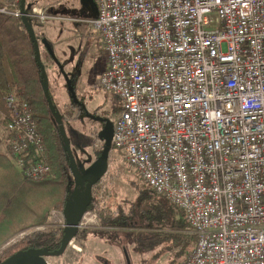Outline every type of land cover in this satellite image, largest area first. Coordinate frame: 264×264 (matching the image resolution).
<instances>
[{
  "label": "built area",
  "instance_id": "built-area-1",
  "mask_svg": "<svg viewBox=\"0 0 264 264\" xmlns=\"http://www.w3.org/2000/svg\"><path fill=\"white\" fill-rule=\"evenodd\" d=\"M93 1L84 21L106 55L99 83L122 107L109 155L184 211L198 238L180 264H264V0ZM20 4L0 11L21 16ZM6 103L10 152L43 179L49 151L30 106Z\"/></svg>",
  "mask_w": 264,
  "mask_h": 264
},
{
  "label": "trees",
  "instance_id": "trees-1",
  "mask_svg": "<svg viewBox=\"0 0 264 264\" xmlns=\"http://www.w3.org/2000/svg\"><path fill=\"white\" fill-rule=\"evenodd\" d=\"M13 0H0V9L11 8ZM30 22L35 27L30 19ZM82 32L90 31L88 24L80 20L77 22ZM20 16L8 14L0 11V115L2 128L6 132L5 149H0V249L11 241L14 236L21 232L28 231L22 238L14 240L0 250V264L4 263L21 251L28 249L56 251L60 249L65 233V226L51 225L53 212L63 213L67 204L73 200L76 177L73 174L72 164L65 143L58 125V121L51 113L50 106L44 93V78L40 66L37 65L35 43L32 41L28 29ZM38 40L43 39L42 35L34 28ZM42 41V40H41ZM48 48L41 43V55L44 65L48 62L56 64ZM58 66V64H56ZM47 68V65H46ZM69 90V88H68ZM51 92V89H50ZM16 94L18 97L28 102L31 112L37 121V126L41 138L49 151V164L51 167L48 176L40 180H34L25 176V173L16 164V159L10 152V136L12 133L8 129L9 107L7 97ZM52 95V92H51ZM53 97V95H52ZM79 99V97H78ZM75 100L72 96L70 110L66 113L73 115L74 110H80L82 104L80 100ZM54 100V97H53ZM55 102V101H54ZM56 105V103H55ZM58 110V109H57ZM122 110L121 105L113 109L112 118ZM59 113V111H58ZM65 121V113H59ZM102 126L103 122H99ZM101 151L99 150L98 153ZM37 152L30 150L26 158L30 161L36 158ZM85 175L84 187L87 189L91 184V178ZM93 184L90 190V205L87 210H95L99 220V227L91 226L80 229L75 234L77 241H83L90 233L102 231L103 233L117 234L119 230L131 231L140 234L141 240L147 241L155 239V234L151 232L149 224L135 228L130 222L133 215L143 218L142 210L147 207L134 205L133 209L125 210L123 206H99L92 201L97 185ZM85 191L79 187L77 198L85 197ZM159 199H165L153 190L150 192ZM170 203V202H169ZM173 224L171 236L175 241L182 244V247L189 248L190 252L195 248L198 238L194 228L187 220L184 211L176 206L173 212ZM177 216H182L180 219ZM129 222L131 224H129ZM37 226H44V229H35ZM133 226V227H132ZM147 227V228H146ZM149 232H146V231ZM113 237V236H112Z\"/></svg>",
  "mask_w": 264,
  "mask_h": 264
},
{
  "label": "rangeland",
  "instance_id": "rangeland-1",
  "mask_svg": "<svg viewBox=\"0 0 264 264\" xmlns=\"http://www.w3.org/2000/svg\"><path fill=\"white\" fill-rule=\"evenodd\" d=\"M25 4L27 12L42 13L41 16L44 18L33 16L31 21L42 38L50 42L59 64L63 65L64 72L56 64L46 63L50 80L49 89L59 113H65L64 125L71 140L75 160L80 170L86 172L101 155L104 146V140L99 136L102 130L100 121L91 116L112 120L113 109L121 105L114 93L105 90L99 83V74L106 63L100 33L90 27V31L84 30V33L77 27L78 21L96 17L98 6L93 0H26ZM66 76L72 81L78 100L82 104V108L74 110L73 115L69 117L66 112L70 110L72 95L67 88ZM2 125L0 121L1 140L6 136ZM0 149H5V142L1 143ZM123 158L121 152L110 153L107 159L108 175L103 183L97 184L98 189L92 201L99 206L110 204L112 209L123 206L125 210H132L134 205L147 207L146 211H141L144 219H138L136 211L130 222L135 228H143V224H149L155 239L149 240L147 244V241L141 240L140 234L136 232L119 230L117 234L105 233V238L112 241V247H107L109 253L107 255L116 264L118 258L122 264H127L123 251V247L126 246L132 264H180L186 258L189 248L182 247V244L171 236L175 204L151 194L152 189L144 183L139 171ZM181 217L177 216L179 219ZM86 222L88 225L85 227L99 226L94 209L86 213ZM21 236L23 234L14 236V240L22 238ZM72 243L77 245L76 237Z\"/></svg>",
  "mask_w": 264,
  "mask_h": 264
},
{
  "label": "water",
  "instance_id": "water-1",
  "mask_svg": "<svg viewBox=\"0 0 264 264\" xmlns=\"http://www.w3.org/2000/svg\"><path fill=\"white\" fill-rule=\"evenodd\" d=\"M26 0H21V4H20V9H21V18L25 24V28L28 29L30 36L32 38V41L35 43V53L37 56V65L40 66V69L42 70L43 73V78H44V93L45 96L47 98L46 101H48V104L50 106L51 109V113H53L54 117L56 118V120L58 121V125L60 127V131L66 146V150L68 153V156L70 158L69 161H71L72 164V168H73V174L76 177V181L77 184L75 185V190H74V197L73 200H71L67 206L66 209L63 210V215L66 219V226H65V233L63 234V240H62V245L61 247H59L60 249L56 250V251H49V250H33V249H28L25 251H21L18 254H16L13 258L4 261V263L2 264H47V257L49 256H59L61 255L67 245L69 244L70 240L72 239L73 236H76L75 234H77L79 232V221L82 219L83 215L85 214V212L87 211L89 205H90V190L93 184L98 183V181L100 180V178L105 174V171H107L108 168V157H109V152H110V148L111 147V141H112V137H113V131H114V127H113V123L112 120L110 119H104L102 117H98V116H91L93 119L98 120V122H103L105 123V125L103 126L102 130L100 131L99 136L104 140V146H103V150L101 155L95 159V161L87 168L86 170V174L91 178L92 182L91 184L88 185L87 189H85L84 187V179H85V175H83L80 170V167L77 163V161L75 160V156H74V152L71 149V140L68 137L67 131H66V127L64 125V120L61 117V115L58 113L57 107L55 105V102L53 101V97L51 95L50 92V80L48 77V72H47V68L46 65H44L43 61H42V55L40 53L41 51V43H43L47 48H48V52H50L53 56V58L55 59V61L57 62L56 64H58V66L60 67V69L64 72L63 69V65L59 64V60L57 59L55 53L53 52V49L51 47V44L48 40H46V38L41 39L42 41L38 40L35 30L30 22V18L27 16L28 12L26 10ZM30 6V4L28 5V7ZM66 80H67V85L69 88V91L71 93V95L73 96V98L75 100L78 99L77 97V93L75 92V89L73 88L72 85V81L69 79L68 76H66ZM81 188L82 191L86 190L85 193V197L83 198H77V190L78 188ZM126 258V263L127 264H132L131 258L129 257L128 252H125V256Z\"/></svg>",
  "mask_w": 264,
  "mask_h": 264
},
{
  "label": "crops",
  "instance_id": "crops-1",
  "mask_svg": "<svg viewBox=\"0 0 264 264\" xmlns=\"http://www.w3.org/2000/svg\"><path fill=\"white\" fill-rule=\"evenodd\" d=\"M55 220L66 219L63 213H59L54 217V220L51 218V225H57ZM102 233V231L92 232L83 241H77V245L69 243L61 255L47 257V264H116L107 255L109 254L107 247H112V241L105 238V233ZM117 264H122L120 258H118Z\"/></svg>",
  "mask_w": 264,
  "mask_h": 264
},
{
  "label": "flooded vegetation",
  "instance_id": "flooded-vegetation-1",
  "mask_svg": "<svg viewBox=\"0 0 264 264\" xmlns=\"http://www.w3.org/2000/svg\"><path fill=\"white\" fill-rule=\"evenodd\" d=\"M123 251H124V252H126V251H127V249H126V246H124V247H123Z\"/></svg>",
  "mask_w": 264,
  "mask_h": 264
}]
</instances>
